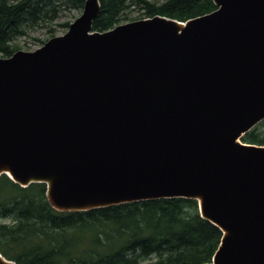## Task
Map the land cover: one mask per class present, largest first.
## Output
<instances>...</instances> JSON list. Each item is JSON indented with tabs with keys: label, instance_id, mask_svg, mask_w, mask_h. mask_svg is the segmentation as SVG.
<instances>
[{
	"label": "water",
	"instance_id": "water-1",
	"mask_svg": "<svg viewBox=\"0 0 264 264\" xmlns=\"http://www.w3.org/2000/svg\"><path fill=\"white\" fill-rule=\"evenodd\" d=\"M212 2L95 32L86 0L63 35L0 57V177L61 212L195 200L222 233L206 264H264V146L241 143L264 119V0Z\"/></svg>",
	"mask_w": 264,
	"mask_h": 264
},
{
	"label": "trees",
	"instance_id": "trees-1",
	"mask_svg": "<svg viewBox=\"0 0 264 264\" xmlns=\"http://www.w3.org/2000/svg\"><path fill=\"white\" fill-rule=\"evenodd\" d=\"M85 1L0 0V57L16 52L13 41L25 30L55 19L59 3L80 10ZM99 2L100 13L92 23L95 32L126 23L130 8L142 11L138 19L159 15L180 22L216 9L212 0ZM241 143L264 146V119L241 137ZM45 192V184L23 188L6 175L0 177V254L15 264H206L222 237L200 217L195 200L158 199L61 212L49 204Z\"/></svg>",
	"mask_w": 264,
	"mask_h": 264
},
{
	"label": "rangeland",
	"instance_id": "rangeland-1",
	"mask_svg": "<svg viewBox=\"0 0 264 264\" xmlns=\"http://www.w3.org/2000/svg\"><path fill=\"white\" fill-rule=\"evenodd\" d=\"M153 3L161 4L165 0H148ZM60 6L57 7V17L50 22H44L38 26L25 30L23 36L18 37L13 41V46L16 51L32 52L44 45L46 41L53 37L61 36L68 28L64 25L66 23L71 24L80 14L81 10L68 8L66 5L59 3ZM142 16V11L138 8H130L125 13V20L123 22H131V20H140ZM9 221H4L8 223Z\"/></svg>",
	"mask_w": 264,
	"mask_h": 264
}]
</instances>
